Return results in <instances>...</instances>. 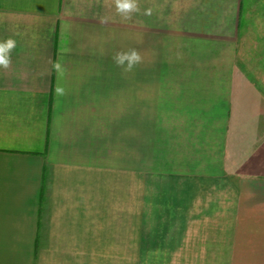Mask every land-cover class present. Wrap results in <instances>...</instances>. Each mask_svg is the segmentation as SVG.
I'll return each mask as SVG.
<instances>
[{"label":"crops","instance_id":"1","mask_svg":"<svg viewBox=\"0 0 264 264\" xmlns=\"http://www.w3.org/2000/svg\"><path fill=\"white\" fill-rule=\"evenodd\" d=\"M139 6L125 22L113 0H0V41L17 42L0 68V264H130L113 234L150 230L146 78L156 234H223L226 206L264 189V0ZM129 49L143 62L125 73Z\"/></svg>","mask_w":264,"mask_h":264},{"label":"rangeland","instance_id":"2","mask_svg":"<svg viewBox=\"0 0 264 264\" xmlns=\"http://www.w3.org/2000/svg\"><path fill=\"white\" fill-rule=\"evenodd\" d=\"M145 53L146 72L156 70V45H147ZM145 87L146 230H150L113 234V246L128 247L130 264H264V189L242 192L239 213L237 207L226 206L223 234H156L152 218L156 206V76L146 78Z\"/></svg>","mask_w":264,"mask_h":264},{"label":"clouds","instance_id":"3","mask_svg":"<svg viewBox=\"0 0 264 264\" xmlns=\"http://www.w3.org/2000/svg\"><path fill=\"white\" fill-rule=\"evenodd\" d=\"M115 11L121 17L122 21L132 19L134 13L140 12L139 0H113ZM152 9L144 10V15H151ZM17 42L12 37L0 41V68L8 70L12 64V51L16 48ZM114 63L123 69L125 73L131 72L137 65L143 62V57L136 49H129L125 52H117L113 56ZM58 75L63 74L62 65L57 62L53 65ZM62 88H57V92L63 94Z\"/></svg>","mask_w":264,"mask_h":264}]
</instances>
